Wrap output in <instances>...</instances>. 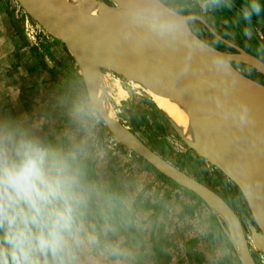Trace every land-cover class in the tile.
I'll return each instance as SVG.
<instances>
[{
  "label": "water",
  "instance_id": "water-1",
  "mask_svg": "<svg viewBox=\"0 0 264 264\" xmlns=\"http://www.w3.org/2000/svg\"><path fill=\"white\" fill-rule=\"evenodd\" d=\"M91 1L93 6L84 0H11L37 36L75 63L72 77L82 81L85 99L116 143L206 204L241 264H264V48L258 54L245 41L247 25L226 0H221L225 9L216 8L217 0H189L178 7L163 0H114L118 8L109 0ZM215 14L226 19H215ZM13 18L18 30L20 17ZM211 21L219 27L224 21L222 26L243 46L224 38ZM192 23L215 42L196 32ZM110 76L167 99L186 116L193 133L220 141V152L207 155L161 111L178 139L205 163L204 175L185 152L175 154L168 144L152 149L134 132L116 127ZM213 168L240 195L230 201L206 184L203 176L212 180Z\"/></svg>",
  "mask_w": 264,
  "mask_h": 264
},
{
  "label": "crops",
  "instance_id": "crops-1",
  "mask_svg": "<svg viewBox=\"0 0 264 264\" xmlns=\"http://www.w3.org/2000/svg\"><path fill=\"white\" fill-rule=\"evenodd\" d=\"M163 1L171 6L190 2ZM216 3L226 8L221 0ZM13 17L7 1L0 0V119L21 121L52 141L86 139L90 178L114 192L135 195L148 214L140 264H241L210 208L113 144L85 99L82 81L71 75L76 71L70 57L48 41L37 48V30L28 24V34L18 23L19 33ZM77 108L87 114L86 125L74 116ZM172 144L185 152L178 141Z\"/></svg>",
  "mask_w": 264,
  "mask_h": 264
},
{
  "label": "clouds",
  "instance_id": "clouds-1",
  "mask_svg": "<svg viewBox=\"0 0 264 264\" xmlns=\"http://www.w3.org/2000/svg\"><path fill=\"white\" fill-rule=\"evenodd\" d=\"M256 0L244 11L259 14ZM74 116L86 125L87 114ZM86 139L0 119V264H140L148 214L89 175Z\"/></svg>",
  "mask_w": 264,
  "mask_h": 264
},
{
  "label": "rangeland",
  "instance_id": "rangeland-1",
  "mask_svg": "<svg viewBox=\"0 0 264 264\" xmlns=\"http://www.w3.org/2000/svg\"><path fill=\"white\" fill-rule=\"evenodd\" d=\"M6 1L13 15H18L20 17L19 27L22 29L23 26H25V31L30 34L31 29L28 25L29 23L27 22L26 17L23 14L18 13L16 5L12 3L11 0ZM211 23H213L214 26H217L218 30H221L223 33L227 34L228 37L235 38V35L232 32L229 33L222 30L224 21L220 22V27L213 21H211ZM243 24L247 25V30L243 32L245 41L255 52L260 54L261 48H264V19H261L260 17L255 21L243 19ZM192 25L196 32H200L207 40L215 42L208 34H206L204 30H201V28L198 29V25H196L195 23H192ZM37 39L38 43L41 42L39 46L37 45V48L41 49V47L48 45L45 44L47 43V40L43 37L37 36ZM34 47H36V44H34ZM70 63L74 69L73 71H77V67L72 59ZM249 74L258 80L262 79L261 77H258L254 72H250ZM131 83L115 76H110L107 83L110 97L113 102H111L112 109H114L115 106L120 121L124 125L128 126L130 131L134 132L152 149H154L155 144H168L174 149V151L176 152L175 154L184 153L181 152L182 150H176V148H174L172 144L173 141L176 140L179 143L181 142L178 140V136L174 133L173 129L168 124L161 110L152 101V99L145 94V92H143L142 90L139 91L137 87L140 88V86L138 84ZM121 114L123 117L121 116ZM98 119L101 120L100 117ZM100 125L104 127L106 133H109L102 120L100 122ZM107 135V137L113 144L118 145L116 143V140L111 136L110 133ZM179 145L183 149V151H185V154L189 155V161L192 163V165L194 167H198V169H200L203 174L205 163L201 161L195 154H192L188 148L186 149L182 143ZM160 155L163 156L162 153H160ZM135 157L139 158L137 156ZM177 166L181 169L184 167V165L181 163H179V165ZM212 176L213 179L210 181H207L203 176L206 184L210 185L213 188H216L221 192L223 196L228 198L230 201H232L234 196L240 195L238 189L235 188L220 172H218L214 168L212 169Z\"/></svg>",
  "mask_w": 264,
  "mask_h": 264
},
{
  "label": "bare ground",
  "instance_id": "bare-ground-1",
  "mask_svg": "<svg viewBox=\"0 0 264 264\" xmlns=\"http://www.w3.org/2000/svg\"><path fill=\"white\" fill-rule=\"evenodd\" d=\"M84 1L89 6L94 5V3L91 0H84ZM109 1L114 7L118 8V5L114 0H109ZM137 88L139 89V91L142 90L143 92H145V94L149 98L152 99V101L157 105V107L165 114V116L168 119H170V121L178 128L181 134L193 145V147L202 150L207 155H216L220 152V149H221L220 141L218 139H206L202 133H198V132L193 133L189 128L188 120L186 116L182 112H180L179 109L175 105L170 103V101H168L165 98L153 95L152 93L143 89L141 86L140 88L139 87ZM109 96H110V93H109ZM111 102H112V99H111ZM111 117L114 119V123L120 131L128 132L130 130L128 126L124 125L120 121L115 106H114V109H112ZM178 140L182 143L180 138ZM183 146L186 149L188 148L185 144H183ZM235 161H236L235 156H231L229 158L230 163H234Z\"/></svg>",
  "mask_w": 264,
  "mask_h": 264
},
{
  "label": "trees",
  "instance_id": "trees-1",
  "mask_svg": "<svg viewBox=\"0 0 264 264\" xmlns=\"http://www.w3.org/2000/svg\"><path fill=\"white\" fill-rule=\"evenodd\" d=\"M227 2L230 3V5L233 7V9L237 12V14L240 16V18L243 20H247L244 16V11L249 8V5L253 2V0H226ZM261 6V11L260 13L253 14L249 20L255 21L257 18L264 19V0H256ZM215 19H226L225 16H221L218 14L214 15Z\"/></svg>",
  "mask_w": 264,
  "mask_h": 264
},
{
  "label": "flooded vegetation",
  "instance_id": "flooded-vegetation-1",
  "mask_svg": "<svg viewBox=\"0 0 264 264\" xmlns=\"http://www.w3.org/2000/svg\"><path fill=\"white\" fill-rule=\"evenodd\" d=\"M225 31H229V32H231L229 29H228V26H223L222 27ZM220 32V34L224 37V38H226V39H228V40H230L231 42H233V43H238L240 46H243V43L241 42V41H236V39H237V36H235V40H231V38L230 37H228L227 36V34H225V33H223V32H221V31H219ZM121 116H122V114H121ZM123 117V116H122ZM162 145V144H161Z\"/></svg>",
  "mask_w": 264,
  "mask_h": 264
},
{
  "label": "built area",
  "instance_id": "built-area-1",
  "mask_svg": "<svg viewBox=\"0 0 264 264\" xmlns=\"http://www.w3.org/2000/svg\"><path fill=\"white\" fill-rule=\"evenodd\" d=\"M107 134H109V133H107Z\"/></svg>",
  "mask_w": 264,
  "mask_h": 264
}]
</instances>
